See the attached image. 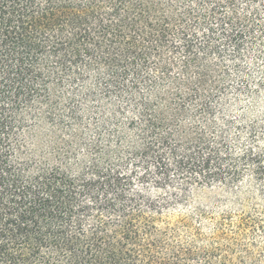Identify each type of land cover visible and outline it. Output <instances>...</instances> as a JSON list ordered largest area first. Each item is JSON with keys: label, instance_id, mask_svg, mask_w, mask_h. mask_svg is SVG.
Wrapping results in <instances>:
<instances>
[{"label": "trees", "instance_id": "obj_1", "mask_svg": "<svg viewBox=\"0 0 264 264\" xmlns=\"http://www.w3.org/2000/svg\"><path fill=\"white\" fill-rule=\"evenodd\" d=\"M263 40L264 0H0V264H212L173 208L264 194V123L227 116Z\"/></svg>", "mask_w": 264, "mask_h": 264}, {"label": "rangeland", "instance_id": "obj_2", "mask_svg": "<svg viewBox=\"0 0 264 264\" xmlns=\"http://www.w3.org/2000/svg\"><path fill=\"white\" fill-rule=\"evenodd\" d=\"M259 45L255 50L261 53L253 52L245 63L250 91L256 89L254 84L264 70V40ZM238 88V84L231 88L228 101L227 116L233 128L243 121L264 123V86L257 91V101L246 92L237 94ZM261 142L264 144V140ZM179 204V208L174 206L173 214L191 218L192 226L200 229L204 240L198 245L218 248L212 264H264V194L254 181L246 180L231 192L222 188L191 190ZM181 233L184 242H189L188 234ZM213 234L218 238L213 240Z\"/></svg>", "mask_w": 264, "mask_h": 264}]
</instances>
